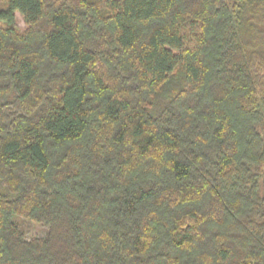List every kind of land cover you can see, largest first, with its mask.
Segmentation results:
<instances>
[{
	"label": "trees",
	"instance_id": "16d2710c",
	"mask_svg": "<svg viewBox=\"0 0 264 264\" xmlns=\"http://www.w3.org/2000/svg\"><path fill=\"white\" fill-rule=\"evenodd\" d=\"M0 264H264V0H0Z\"/></svg>",
	"mask_w": 264,
	"mask_h": 264
},
{
	"label": "rangeland",
	"instance_id": "374dc122",
	"mask_svg": "<svg viewBox=\"0 0 264 264\" xmlns=\"http://www.w3.org/2000/svg\"><path fill=\"white\" fill-rule=\"evenodd\" d=\"M16 19H17L18 27L24 30L26 28V24H25L23 16L19 12H17L16 14ZM32 231L33 233L38 234V235H41L43 233V229L40 227H34L32 228Z\"/></svg>",
	"mask_w": 264,
	"mask_h": 264
}]
</instances>
